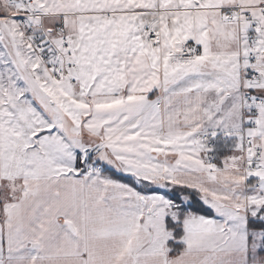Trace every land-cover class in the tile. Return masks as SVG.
Listing matches in <instances>:
<instances>
[{
    "label": "snow or ice",
    "instance_id": "1",
    "mask_svg": "<svg viewBox=\"0 0 264 264\" xmlns=\"http://www.w3.org/2000/svg\"><path fill=\"white\" fill-rule=\"evenodd\" d=\"M0 264H264V0H0Z\"/></svg>",
    "mask_w": 264,
    "mask_h": 264
}]
</instances>
